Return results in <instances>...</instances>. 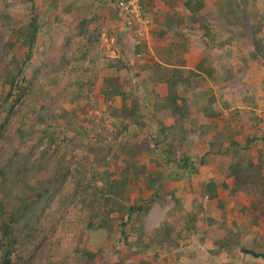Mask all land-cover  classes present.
<instances>
[{"label": "rangeland", "instance_id": "1", "mask_svg": "<svg viewBox=\"0 0 264 264\" xmlns=\"http://www.w3.org/2000/svg\"><path fill=\"white\" fill-rule=\"evenodd\" d=\"M44 1L47 0H0L1 50L7 48L6 43L17 40L18 35L8 29V24H14L16 28L26 26L32 18L33 3L39 9L37 20L44 27L31 52L28 47L18 43L6 60L7 63L15 57L21 62L28 53L32 54L20 78L34 77L35 93L28 89L12 109L17 114L12 123L6 129L1 128L0 161L4 163L11 158L14 151L26 153L31 149L35 153L32 161L37 160L49 143L45 135L49 129L48 132L57 133L61 141H67L63 167L69 169L70 176L57 200L45 210L39 221L33 223L34 238L23 247L20 256L14 258V264H264L263 259L259 260L249 252L264 254L263 213L250 209L249 199L242 196L244 198L238 200L231 189L220 188L219 198L226 203L224 210L218 209L216 201L201 197L202 185L209 182V175L217 181L227 180L232 185L228 171L217 177L220 164L255 158L259 149L264 148V143H259L245 149L240 147L242 143L239 148L230 150L229 142L221 140L222 149L228 151L225 155H219L216 151L210 152L208 145L214 133L203 134L205 126L211 121L204 116L203 107L212 98L217 100V108L221 109L223 100L230 101L231 96L235 97L236 102L230 107L232 115L227 110L223 114L229 122H234L239 132L236 138L241 141L246 140L249 134L245 129V124H248L245 117L250 116L247 110L241 108L244 106L241 96H253L260 90L263 103L255 112L264 114V62L253 60V48L248 47L255 23L249 7L255 2L256 7L264 13V0H208L214 6L210 17L211 39L214 40L205 37V32L201 30L186 35L163 31L164 23H160L155 16L159 10L163 12L159 6L164 2L166 8L171 6L173 12L182 13L186 11L182 0H177L175 4H171L172 0H159L156 9L152 6V0H148L147 13L152 20L151 48L137 46L136 29L128 30L124 20L116 15L114 0H58L54 7L46 6ZM246 1L250 3L245 5ZM84 18L92 19L86 31L81 29ZM180 31H185V28ZM242 37L248 38L247 41ZM221 40L227 41V45L222 44ZM119 58L125 62L126 68L122 71L121 85L126 86V81H131L133 98L139 100L144 113L148 110L147 102L150 100L154 103L155 97L164 91L162 84H143L148 77L149 66L150 73L157 72L158 75L161 66L196 69L206 59L205 69L195 84L178 89L181 96L189 99L196 120L194 125H187L188 138L182 145L186 155L196 163L198 173L192 176L184 173L177 180L167 181L166 191H174L181 204L176 205L171 194L167 195L165 205L154 204L145 220L144 242L150 243L157 230L165 224L172 225L171 240L163 242L159 237V241L146 250H140L137 246L130 249L119 230L102 232L95 238L87 227L91 219L90 211L76 183L79 175L75 169L79 161L97 173L107 170L113 179L122 177L127 169L125 156L122 154L120 160H116L108 153L109 148L116 151L121 142L147 137L145 130L139 127H132L131 132L126 134H117L116 120L110 117L106 100L109 88L104 79L116 75V70L109 68V61ZM34 69L40 72L36 74ZM3 72V67H0V101L3 94L9 92V86L2 84ZM147 89L153 94L150 95ZM16 98L14 96L11 103ZM120 102L121 98L117 97L114 105ZM41 103H45L49 111L43 112L47 116L46 122L38 119ZM63 110L66 111L65 118L59 116ZM32 111L36 113L35 116H31ZM172 122L166 121L168 125ZM19 128L25 132L23 136L17 133ZM256 131L264 136V119ZM218 145L216 150L219 149ZM62 154L64 150L60 148L37 179L53 176L61 166ZM107 155L108 164L104 165L100 159ZM136 159L147 164L151 172L171 171L162 162L163 159L160 160L161 165L155 164L151 153H142ZM128 179L131 203L151 195L152 191L147 190L143 182L139 183L138 188L134 187L132 171H129ZM0 202L7 205L6 209L10 212L13 198L5 199L0 192ZM199 205H203L204 209ZM241 207L246 210L238 211ZM191 215L195 217L196 224L189 233L187 227H190L188 221ZM255 218L259 219L253 225ZM233 223L242 229L240 243H235L230 251L222 250L218 247L219 239L225 236L224 229L230 230ZM136 224L134 222L133 225ZM231 230L236 231L234 228ZM127 231L129 233L130 229ZM138 249L140 251L137 252ZM85 252L96 254V257L89 262Z\"/></svg>", "mask_w": 264, "mask_h": 264}, {"label": "trees", "instance_id": "2", "mask_svg": "<svg viewBox=\"0 0 264 264\" xmlns=\"http://www.w3.org/2000/svg\"><path fill=\"white\" fill-rule=\"evenodd\" d=\"M247 1L245 5L250 3ZM57 2L58 0L44 1L48 7L56 6ZM114 3H116V0H114ZM182 4L186 10L182 13H179V11L173 12V8L170 6V11L165 15L163 31H176L181 35H186V33H195L197 30H201L205 32V37L211 39L210 17L214 9L213 4L208 0H182ZM237 6L240 5L237 4ZM38 12V6L33 3L31 5L32 18L26 26L16 28L14 24H8V29L18 36L15 42L6 43L7 48L0 49V67H3L4 70L2 84L9 86L8 94H3V99L0 101V130L2 127L6 129L12 123L17 115L12 109L28 89L31 88L33 94L35 93L34 77L32 79L20 78L24 72V66L32 59V54L28 53L26 59L21 62L15 57H12L10 62L6 63V60L9 58L10 51L18 43L28 47L30 52L35 48L39 34L44 30V27L42 28L37 20L39 17ZM115 13L118 14L117 10ZM249 13L255 21L251 29V39L247 38L249 41L248 47L253 48L251 58L264 62V13L256 7L255 2L250 5ZM91 20L84 18L81 29L86 31ZM181 28H185V31H180ZM244 37L242 38L246 42L247 39ZM2 39L0 37V43L3 44ZM221 42L227 45V41L221 40ZM219 46L222 45L219 44ZM205 60L201 61L196 69L187 70L179 66H161L158 75L157 72L150 73L149 66L147 68L148 77L143 84H152L153 86L162 84L164 91L162 95L155 97L156 101L154 103L149 102L150 100L147 102V113H144L141 109L139 100L133 98L131 81H126V86L121 85L122 71L126 69L125 62L120 58L109 61V68L116 70V75L104 79L106 86L109 88L106 92V100L109 105L110 117L116 120L114 125L117 134H126L131 132L132 127H139L145 130L147 137L137 141L130 138L121 142L116 147V151L109 148L108 153H111L110 156L116 158V160H120L122 154L125 156L124 161L127 164V169L122 177L118 179H113L112 174L105 169L101 173H97L92 171L91 168L88 169L79 161L75 169V172L79 175L76 183L83 196V202L90 211L91 219L87 227L95 234V238L102 232L113 233L119 230L121 237L130 249L137 246L143 250L151 248L154 243L159 241V237L162 238L163 242H170L173 228L172 225L165 224L163 228L157 230V234L151 239L150 243H145V220L155 203L165 205L168 194L173 195L176 205L181 204V200L175 197L174 191L170 193L166 191L167 181L177 180L184 173H188L190 176L198 173L196 163L186 155L185 147L182 145V142L188 138L187 125H194L196 120L193 118L189 99L181 96L178 89L181 86L195 84L200 77L199 74L205 69ZM5 63L6 65H4ZM39 72L38 69H34V73L38 74ZM129 87L131 88L129 89ZM146 91L150 95L153 94V91L148 89ZM14 96L17 98L11 103ZM117 97L121 98V102L114 105ZM230 98V101L227 99L221 102V109L217 108L215 98L210 99L207 105L203 107L204 116L211 120L205 126L203 134L214 133L208 145L210 152L216 151L219 155H225L228 151L222 149L221 140L229 141L232 148H239L241 145L240 139L234 137L236 135L229 126L231 124L229 119H226L223 114V111L227 110L232 115L230 107L234 105L233 103L236 100L234 96ZM39 101L42 102V99ZM191 102L194 101L191 100ZM242 102H244L242 104L246 108H251L250 110L246 109V113L250 115L247 118L252 122V127L250 126L249 129L254 128V131H256L263 124L262 116H260L262 112L259 113L260 115L255 112L259 107L253 96H245ZM45 111L49 113L47 105L41 103V109L37 115L38 119L43 122L47 120V116L43 115ZM31 114V116H35L36 113L32 111ZM59 116L65 118L66 111L63 110ZM167 120H172V124L168 125ZM222 123L223 125H221ZM48 130L45 135H47L49 143L37 160L32 161L35 153L34 149H31L26 153L18 150L14 151L11 158L4 163L0 161V192L3 194V198L10 199L12 197L14 201L10 212L6 209L7 205L0 202V221L2 224L0 227V260L2 264H14V258L20 256L23 247L34 238L32 234L35 231L33 223L39 221L45 210L57 200L63 184L70 176L69 169L63 167L65 153L68 148L67 141H61L57 133H51ZM250 130L244 146L245 149L264 143V136L259 135L260 130L256 132H250ZM2 133H0V138L3 136ZM17 133L23 136L25 132L19 128ZM216 145L219 146L217 150ZM60 148L64 150V154L60 158L61 166L57 168L53 176L37 179L38 174L48 168L49 161ZM263 150L264 148L259 149L255 158L230 164H220L217 177H221L225 171H228V178H232V185L227 180L220 179L217 181L209 175V182L202 185L201 197L207 201H216L218 209L224 210L226 203L224 204L219 198L220 188L231 189L238 200H242L244 198L242 196L247 197L250 201V209L260 211L264 215ZM146 152L152 154V161L155 164L161 165L160 160L163 159L162 162L171 168V171L167 173L149 171L147 164L136 159L140 154ZM108 160L109 156L107 155L103 156L100 162L107 165ZM129 171H132L135 178L134 187L138 188L139 183L143 182L146 189L152 191L148 198L140 197L135 202H130ZM99 181L102 182L101 185H99ZM15 190L17 191L14 193ZM199 207L204 209L203 205H199ZM245 210V207H241L238 211L244 212ZM258 219L255 218L253 225L257 223ZM134 222L137 224L133 225ZM188 223L190 227H187V231L191 233L196 224L195 217L191 215ZM128 228L130 229L129 233ZM233 228L236 231L231 230ZM231 229H224L226 234L219 239L218 247L222 250L230 251L234 248L235 243H240L242 229L237 223H233ZM139 249L137 252L141 250ZM85 256L91 262L96 254L85 252ZM258 259L261 260L262 258Z\"/></svg>", "mask_w": 264, "mask_h": 264}, {"label": "built area", "instance_id": "3", "mask_svg": "<svg viewBox=\"0 0 264 264\" xmlns=\"http://www.w3.org/2000/svg\"><path fill=\"white\" fill-rule=\"evenodd\" d=\"M147 0H116L117 15L122 18L128 30L136 29L137 46H152V20L147 13Z\"/></svg>", "mask_w": 264, "mask_h": 264}, {"label": "crops", "instance_id": "4", "mask_svg": "<svg viewBox=\"0 0 264 264\" xmlns=\"http://www.w3.org/2000/svg\"><path fill=\"white\" fill-rule=\"evenodd\" d=\"M158 1L159 0H152V6L154 5L155 6V9H156V7L158 6ZM176 1L177 0H172L171 1V4H175L176 3ZM163 4L162 5H160L159 7L163 10V12L162 11H158V14H156L155 16H156V18H158V21H160V23L161 22H163L164 23V21H165V15H166V13L170 10V7L169 8H166V6L165 5H167V4H164V2H162ZM147 6H149V1L147 0V2H146V7ZM222 7V6H221ZM149 8V7H148ZM150 9H151V7H150ZM153 9V8H152ZM158 9V8H157ZM149 10V9H148ZM179 10H181V8L179 9ZM257 82V81H256ZM230 84V83H229ZM260 93H261V91L259 90V91H257V94L256 95H253V97L255 98V103L258 105V107L260 106V103H263V100L261 99V96H260ZM246 94V93H245ZM236 96V95H235ZM245 96H248L247 94L246 95H243V96H241V101L243 100V98L245 97ZM249 96H251V95H249ZM218 102H219V99H218ZM242 103H244V102H242ZM264 106V105H263ZM241 108H243V109H251V108H246L245 106H243V107H241ZM260 116H262V119H264V114L263 113H261V115ZM225 117V116H224ZM226 118V117H225ZM245 118H247V117H245ZM247 120H248V124H245V129L246 130H248V132H249V128H250V126L252 127V122H250V120L247 118ZM231 122V124H229V126H230V128H231V130L232 131H234V135H238V133L239 132H237L236 131V127H235V124H234V122H232V121H230ZM251 131H254V128H251V130H250V132ZM235 138H236V136H234ZM247 138H248V135H247ZM237 139H239V138H237ZM247 140V139H246ZM246 140H244V141H241L240 140V143L242 144V143H244L243 144V146H241V147H244L245 146V144H246ZM229 142V141H228ZM255 146V145H254ZM229 149L231 150L232 149V146H231V144H230V142H229Z\"/></svg>", "mask_w": 264, "mask_h": 264}, {"label": "water", "instance_id": "5", "mask_svg": "<svg viewBox=\"0 0 264 264\" xmlns=\"http://www.w3.org/2000/svg\"><path fill=\"white\" fill-rule=\"evenodd\" d=\"M250 254H252L256 258H262L264 260V254L263 253H256L254 251H249Z\"/></svg>", "mask_w": 264, "mask_h": 264}]
</instances>
